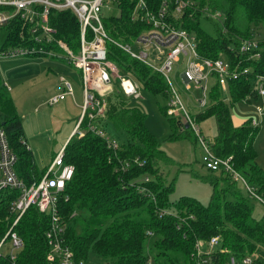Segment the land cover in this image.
Wrapping results in <instances>:
<instances>
[{"label": "trees", "instance_id": "16d2710c", "mask_svg": "<svg viewBox=\"0 0 264 264\" xmlns=\"http://www.w3.org/2000/svg\"><path fill=\"white\" fill-rule=\"evenodd\" d=\"M160 0H149L157 5ZM187 7L179 27L191 33L197 42L201 58L217 60L226 57L237 70L248 69L247 75L227 83L228 99H224L217 81L208 93V106L195 115L199 124L213 119L215 134L207 140L213 153L220 159H229L253 190L264 199V170L258 165L254 143L259 126L252 119L234 126L231 109L240 102L258 97L253 89L256 76H264V49L258 59H249L239 52V44L264 30V0H182ZM123 1L120 14L104 20L108 36L117 43L133 45L137 36L148 27L131 22L130 5ZM205 9L219 11L221 23L206 18ZM206 20L215 28L212 37L201 28ZM50 23L61 40L74 51L79 46V25L70 11L54 12ZM221 25L223 32H219ZM20 27L5 29L10 33L5 46L20 40ZM259 35V33L257 34ZM259 38L264 47V37ZM10 40H15L11 43ZM44 57V56H41ZM106 59L119 73L132 78L145 92L153 96L170 98L165 79L151 68L132 58L113 43H107ZM4 88V87H3ZM1 86L0 128L7 134L10 147L17 156L16 171L27 185L38 182L45 170L38 171L31 151L22 145V124L12 99ZM119 88L107 96L105 117L100 126L123 132L126 142L117 150L108 147L106 140L90 131V120L83 119L80 129L83 136L74 134L64 147V163L74 167L72 179L65 184L64 196L59 200L58 213L65 224V244L73 253L76 264H84L90 254L101 257L106 264H194L192 254L196 241H207L218 236L221 248L212 257L213 264H228L230 256L237 260L251 255L256 264H264V216H256L254 200L239 188V184L224 172L207 170L208 176L192 177L211 188L208 204L203 205L189 197L171 201L175 181H168L161 172L167 164L160 143L145 125V114L131 107ZM130 100V99H129ZM171 135L168 141L197 138L186 128L182 119L169 117ZM147 179V181H146ZM16 191L0 192V240L9 228L8 206ZM261 206V205H260ZM165 212L160 216V213ZM48 218L31 206L15 228L23 241L16 256V264H59L49 261V247L45 239ZM151 231L152 238L146 233ZM0 264H7L0 258Z\"/></svg>", "mask_w": 264, "mask_h": 264}, {"label": "built area", "instance_id": "2783aa9c", "mask_svg": "<svg viewBox=\"0 0 264 264\" xmlns=\"http://www.w3.org/2000/svg\"><path fill=\"white\" fill-rule=\"evenodd\" d=\"M123 1L0 0V30L5 31L11 26L20 27L17 34L20 40L16 43L15 40H10L11 43H15L11 46H5L10 34L5 31L6 38L0 48V58L44 56L64 59L77 69L81 77L83 104L73 135L83 136L80 126L83 119L87 118L91 121L88 131L103 137L109 148L117 150L119 145L110 141L107 131L98 123L99 119L105 117L107 96L113 92L114 84L117 82L126 98L139 101L141 96L140 86L132 78L121 75L117 67L106 59L107 43L115 44L165 79L170 91L166 113L169 117H180L183 124L191 129L203 152V167L209 171H220L229 175L234 182L241 185L250 199L264 208V199L236 172L230 160L220 159L213 153L198 123L182 104L169 77L173 67L181 64L182 70L179 74L181 84L186 91L194 89L201 93V98L196 104L199 110H203L208 106L209 83L212 78L225 93L229 80L247 75L249 70H237L231 63L224 65L221 58L209 60L199 56L195 37L179 27L184 10L193 7L191 3L182 0H160L157 5L151 4L149 0H127L125 5H132L129 13L131 22L144 24L148 29L137 36L133 45L113 41L108 36L104 20L112 15L118 16ZM63 11H70L79 25V46L76 52L59 38L57 29L50 23L52 13ZM203 14L214 22L221 23L223 20V15L219 11L205 9ZM260 44L259 38L252 37L241 41L238 49L241 54L248 55L249 59H258L259 51L264 49ZM255 82L259 85L256 89L258 97H264V76H256ZM2 87L7 86L3 83ZM69 96H73V88L65 82L63 92L52 97L47 104L57 105ZM261 113L262 108H256L257 117H260ZM2 119L0 113V120ZM251 124L254 127L259 125L256 120H252ZM21 143L26 146L24 140ZM16 164L17 156L10 147L5 130L0 128V192L5 190L17 192L8 206L9 228L0 240V258L5 259L7 264H16V256L23 247V241L15 228L25 212L31 206H35L40 214L48 218L49 227L45 232L49 247L48 260H57L59 264H76L72 251L65 244L66 227L58 213V203L64 196L65 184L72 179L74 172L71 164L64 163V148L53 158L42 178L31 185H27L19 178ZM163 214L166 213L162 212L160 216ZM146 235L147 238L153 237L151 231ZM7 243L10 251L5 256L1 251ZM217 250L220 253L226 252V249L221 248L218 236H213L205 242L196 241L192 254L194 264H213L212 257L217 255ZM255 258L247 255L237 260L230 256L228 264H256Z\"/></svg>", "mask_w": 264, "mask_h": 264}, {"label": "rangeland", "instance_id": "374dc122", "mask_svg": "<svg viewBox=\"0 0 264 264\" xmlns=\"http://www.w3.org/2000/svg\"><path fill=\"white\" fill-rule=\"evenodd\" d=\"M201 28L210 36H217L215 28L206 20L201 21ZM218 30L223 32L221 25L218 26ZM254 36L264 37V30L256 32ZM5 38L6 32L0 30V48ZM221 62L224 65H230L226 57H222ZM181 70V64L175 65L169 77L182 104L196 121L195 115L200 112L196 101L201 98V93L194 89L185 90L179 79ZM0 78L1 86L3 83L7 86V89L2 88L12 99L16 114L22 124L23 140L34 156L37 170L42 171L62 150L63 142L81 116L83 96L80 73L68 65L64 59L17 56L0 58ZM65 82L72 86L73 97H67L57 105L49 106L47 102L63 92ZM214 82L215 79L212 78L209 90L214 86ZM258 87L259 85L254 82L253 89L256 90ZM139 94L141 96L139 101L128 99V102L131 107H137L145 114L147 129L160 143L161 150L170 161L161 165L164 177L168 181H175V189L170 200L178 201L180 198L189 197L207 205L211 196L210 186L192 177V174L198 177L209 175L203 167V152L200 146L189 140L168 141L171 127L167 117L162 113V110L168 106V100L161 96L148 94L142 87H139ZM223 95L227 101L228 94L225 92ZM256 108H262L260 118L256 115ZM231 115L239 124L241 121L250 119L256 120L259 124V134L254 146L258 153L257 163L264 170V99L255 97L249 99L247 103H237L231 109ZM199 127L204 138L208 141L212 140L215 134L214 120L209 119L199 124ZM107 136L110 141L118 145L126 142L123 132L112 128L107 130ZM238 186L242 189L241 185ZM255 211L256 216H264L262 206L255 204ZM9 251L10 246L7 243L1 252L6 256ZM261 253L264 254V249ZM84 264H106V262L103 258L90 254Z\"/></svg>", "mask_w": 264, "mask_h": 264}, {"label": "crops", "instance_id": "0c3cea01", "mask_svg": "<svg viewBox=\"0 0 264 264\" xmlns=\"http://www.w3.org/2000/svg\"><path fill=\"white\" fill-rule=\"evenodd\" d=\"M69 65V64H68ZM71 66V65H70ZM72 67V66H71ZM73 68V67H72ZM73 69H75V68H73ZM75 70H77V69H75ZM78 71V70H77ZM79 72V71H78ZM64 89V88H63ZM62 93V92H61ZM60 93V94H61ZM70 97V96H69ZM73 97V96H72ZM67 98V97H66ZM65 98V99H66ZM259 98H261V99H264V97H259ZM64 101V100H63ZM134 101V100H133ZM62 102V101H61ZM261 117V116H260ZM259 117V118H260ZM232 120H233V124H234V126H240L241 124H242V121L240 122L241 124H239V123H237V121L235 122V120H234V118H233V116H232ZM77 124V123H76ZM76 124L74 125V127L70 130V132H69V135H68V137L65 139V141L63 142V145H62V149L65 147V145H66V143L68 142V140H69V138L73 135V133H74V130H75V128H76ZM104 128H105V130L107 131V130H109V127L106 125V126H104ZM28 147V146H27ZM32 153V152H31ZM33 158H34V156H33ZM34 161H35V159H34ZM257 162H258V159H257ZM258 165H259V163H258ZM46 169V168H45ZM45 169H43V170H45Z\"/></svg>", "mask_w": 264, "mask_h": 264}, {"label": "water", "instance_id": "95a60500", "mask_svg": "<svg viewBox=\"0 0 264 264\" xmlns=\"http://www.w3.org/2000/svg\"><path fill=\"white\" fill-rule=\"evenodd\" d=\"M186 128H187V126H186Z\"/></svg>", "mask_w": 264, "mask_h": 264}]
</instances>
